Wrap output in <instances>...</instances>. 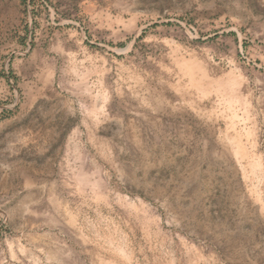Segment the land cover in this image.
<instances>
[{
	"label": "rangeland",
	"instance_id": "374dc122",
	"mask_svg": "<svg viewBox=\"0 0 264 264\" xmlns=\"http://www.w3.org/2000/svg\"><path fill=\"white\" fill-rule=\"evenodd\" d=\"M0 264H264V0H0Z\"/></svg>",
	"mask_w": 264,
	"mask_h": 264
}]
</instances>
